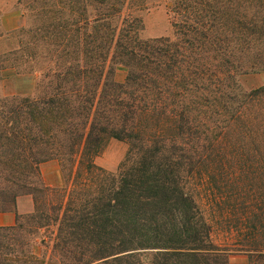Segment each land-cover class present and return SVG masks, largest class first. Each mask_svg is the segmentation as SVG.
Segmentation results:
<instances>
[{"label": "trees", "instance_id": "trees-1", "mask_svg": "<svg viewBox=\"0 0 264 264\" xmlns=\"http://www.w3.org/2000/svg\"><path fill=\"white\" fill-rule=\"evenodd\" d=\"M145 2L18 0L25 21L6 33L0 11V81L38 74L35 94L0 99V211L35 204L0 226V264H264V85L242 84L264 71V0H173L175 39L140 37L123 13ZM112 138L130 147L115 172L95 162ZM49 160L66 185L44 182ZM196 177L228 245L188 190Z\"/></svg>", "mask_w": 264, "mask_h": 264}, {"label": "rangeland", "instance_id": "rangeland-1", "mask_svg": "<svg viewBox=\"0 0 264 264\" xmlns=\"http://www.w3.org/2000/svg\"><path fill=\"white\" fill-rule=\"evenodd\" d=\"M172 6L173 0H146V2L142 6V9L139 10L136 9L135 6H132L128 3L124 8L123 14L125 16L128 13L132 12L140 16L143 26V29L140 32V37L142 39H151L158 37H170L175 39L177 38V28L175 26L176 18L174 12L172 11ZM0 11L2 20L1 26L4 33L13 31L14 29L20 27L25 21L23 11L18 3V0H0ZM8 46L9 43L6 40H0V51L3 52L7 50ZM37 75V73H34L30 76L21 77L16 75L13 70L8 69L4 72L3 79L0 81V99L16 93H25L31 95L35 94V86L38 79ZM126 75V67H124L123 65H116L114 78L117 81L122 82L125 80ZM242 84L245 88L259 87L264 85V71L246 75L243 79ZM258 126L260 127V129L263 128L261 127L263 126V124L261 125V123H259ZM129 148V144L125 140L112 138L109 140L104 150L95 157V162L99 166H102L109 171L115 172L118 170L120 164L126 159ZM258 164L264 167V155L258 157ZM61 170L63 175V183L60 186H63L67 184V178L62 167ZM237 171L241 173L240 169H238ZM41 172L44 182L49 185L44 179L42 168ZM241 176L242 175L240 174L238 175L239 189L243 188L244 186ZM206 185L207 182L202 180L201 177H196L195 179L191 178V181L187 183L188 190L194 195L195 199L202 207L206 216L209 218L210 222L213 225L212 239L214 243L221 246L228 245L233 240L234 232H229L224 228V225H222L221 223L218 224L216 222L214 212V208H216L214 206V196H212L211 192L207 189V187H205ZM25 195L32 196L31 194H22L20 196ZM20 196H18V198ZM219 198H221V196ZM19 214L28 215L29 213ZM36 251L43 254L48 251L47 246L41 243V239H39L38 243L36 244ZM229 258L232 264H245L248 261V257L242 253H232L230 254Z\"/></svg>", "mask_w": 264, "mask_h": 264}, {"label": "crops", "instance_id": "crops-1", "mask_svg": "<svg viewBox=\"0 0 264 264\" xmlns=\"http://www.w3.org/2000/svg\"><path fill=\"white\" fill-rule=\"evenodd\" d=\"M45 181L52 186H60L63 183V175L57 160H49L41 166ZM34 210L32 196H20L17 199L18 213H31ZM17 211H0V226H9L16 223Z\"/></svg>", "mask_w": 264, "mask_h": 264}]
</instances>
